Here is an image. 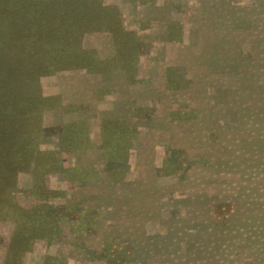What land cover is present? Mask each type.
Returning a JSON list of instances; mask_svg holds the SVG:
<instances>
[{
  "label": "rangeland",
  "instance_id": "1",
  "mask_svg": "<svg viewBox=\"0 0 264 264\" xmlns=\"http://www.w3.org/2000/svg\"><path fill=\"white\" fill-rule=\"evenodd\" d=\"M89 1L0 0V264H264V0Z\"/></svg>",
  "mask_w": 264,
  "mask_h": 264
},
{
  "label": "trees",
  "instance_id": "2",
  "mask_svg": "<svg viewBox=\"0 0 264 264\" xmlns=\"http://www.w3.org/2000/svg\"><path fill=\"white\" fill-rule=\"evenodd\" d=\"M64 1L67 4L66 20L64 22H60V24H63L65 29L67 28V25L78 26L80 22H84V24H86V23H89L90 20H92V22L94 21L93 23H97L96 21H100L101 19L104 18L105 7L102 5V2H100L98 4V6H95V4H93L94 2H91V1L88 2V0L84 4H79L76 0H64ZM74 10H76L75 14H74ZM72 12H73V14H72ZM94 25H97V24H94ZM0 34H1V32H0ZM2 41H3V39L0 40V42H2ZM74 55L75 54H73L71 52H67L65 55L63 54L62 58L64 59V63L68 64L67 67H69V66L71 67V65L74 66L76 59L78 60V56H74ZM80 58H81V56H80ZM213 207L214 208H212V209L216 213L217 211L222 210V208L224 209V207L227 208V205L215 204V205H213ZM219 215H222V213L220 212ZM56 238H58V237H56ZM26 245H27V243H24L23 246H21V248L18 249V253L16 252L13 254V251H8L5 264H20L21 260H22L21 258L27 249ZM11 249H13V248H11ZM16 255H17V260L13 261V259H12V262H11L9 260V256L11 259V257L16 256Z\"/></svg>",
  "mask_w": 264,
  "mask_h": 264
},
{
  "label": "bare ground",
  "instance_id": "3",
  "mask_svg": "<svg viewBox=\"0 0 264 264\" xmlns=\"http://www.w3.org/2000/svg\"><path fill=\"white\" fill-rule=\"evenodd\" d=\"M249 73V72H248ZM217 153V152H216ZM195 173V172H194ZM248 194H250V193H248ZM197 207H198V205H197ZM201 208V207H200ZM203 210V209H202ZM204 211V210H203ZM202 213V212H201ZM204 213V212H203ZM202 217V216H201ZM205 223H207V222H205ZM212 224V223H211ZM215 230V229H214ZM202 232H204V230L202 231ZM202 232H201V235H202ZM205 232H207V231H205ZM208 233V232H207ZM208 236V235H207ZM189 237V236H188ZM201 237V236H200ZM207 240V239H206ZM229 240V239H228ZM219 241V240H218ZM205 243L207 242V241H204ZM225 242V241H224ZM202 243V242H201ZM200 244V243H199ZM206 245V244H205ZM176 246H177V244H176ZM204 246V245H203ZM207 246V245H206ZM178 247V246H177ZM181 250V249H180ZM179 250V251H180ZM183 251V250H182ZM181 252V251H180ZM202 255V254H201ZM210 259V258H209Z\"/></svg>",
  "mask_w": 264,
  "mask_h": 264
}]
</instances>
